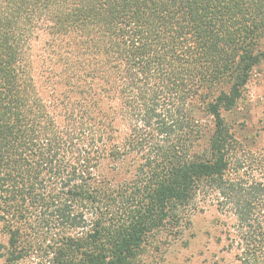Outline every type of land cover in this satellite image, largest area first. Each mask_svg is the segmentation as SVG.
<instances>
[{
    "label": "trees",
    "instance_id": "16d2710c",
    "mask_svg": "<svg viewBox=\"0 0 264 264\" xmlns=\"http://www.w3.org/2000/svg\"><path fill=\"white\" fill-rule=\"evenodd\" d=\"M262 61L264 0H0V258L34 225L41 264H144L203 194L235 261L264 264V147L224 117ZM133 154L129 181L99 174Z\"/></svg>",
    "mask_w": 264,
    "mask_h": 264
},
{
    "label": "rangeland",
    "instance_id": "374dc122",
    "mask_svg": "<svg viewBox=\"0 0 264 264\" xmlns=\"http://www.w3.org/2000/svg\"><path fill=\"white\" fill-rule=\"evenodd\" d=\"M33 52L40 55L43 41L33 43ZM224 117L234 136L246 147H264V61L251 72L248 82L242 89V95L230 112H224ZM203 125L205 137L210 132L212 124L210 117L198 113ZM120 139L126 137V126L120 125ZM206 145L205 139L200 143L199 150ZM140 162L133 154L122 161L103 160L99 166V174L113 184L129 181L136 165ZM218 212L215 207V197L199 194L194 205L183 211V221L175 234L162 232L155 237L144 257V264H238L232 251L224 247L223 235L217 225ZM33 243L27 255L14 264H41L46 245L45 236L37 226L24 229ZM44 237V238H43ZM41 247V251L38 250ZM8 250V234L0 221V252ZM0 264H5V256L0 258Z\"/></svg>",
    "mask_w": 264,
    "mask_h": 264
}]
</instances>
